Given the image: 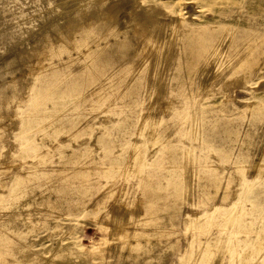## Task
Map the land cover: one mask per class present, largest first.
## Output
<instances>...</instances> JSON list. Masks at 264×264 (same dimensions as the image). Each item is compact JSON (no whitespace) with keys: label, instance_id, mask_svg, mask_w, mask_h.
<instances>
[{"label":"rangeland","instance_id":"1","mask_svg":"<svg viewBox=\"0 0 264 264\" xmlns=\"http://www.w3.org/2000/svg\"><path fill=\"white\" fill-rule=\"evenodd\" d=\"M0 264H264V0H0Z\"/></svg>","mask_w":264,"mask_h":264},{"label":"bare ground","instance_id":"2","mask_svg":"<svg viewBox=\"0 0 264 264\" xmlns=\"http://www.w3.org/2000/svg\"><path fill=\"white\" fill-rule=\"evenodd\" d=\"M66 1V0H65ZM80 2H81V0H80ZM99 3H101V2H99ZM84 4V3H83ZM97 7V6H96ZM149 18H150V16L149 15H146L145 17H143L142 18V16H141V19L143 20V21H149ZM138 22H140V21H138ZM197 51H198V49H197ZM198 53H199V51H198Z\"/></svg>","mask_w":264,"mask_h":264}]
</instances>
